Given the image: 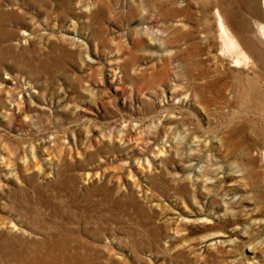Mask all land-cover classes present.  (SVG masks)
<instances>
[{
    "label": "rangeland",
    "instance_id": "374dc122",
    "mask_svg": "<svg viewBox=\"0 0 264 264\" xmlns=\"http://www.w3.org/2000/svg\"><path fill=\"white\" fill-rule=\"evenodd\" d=\"M261 1L0 0V255L264 264Z\"/></svg>",
    "mask_w": 264,
    "mask_h": 264
},
{
    "label": "bare ground",
    "instance_id": "6f19581e",
    "mask_svg": "<svg viewBox=\"0 0 264 264\" xmlns=\"http://www.w3.org/2000/svg\"><path fill=\"white\" fill-rule=\"evenodd\" d=\"M261 4H262L263 10H264V0L261 1ZM218 18H219V23L218 24L224 30L223 18H222V15H220V13H218ZM257 35H258L259 40L261 41V43L264 44V23H262V22H260V23L258 22V24H257ZM228 40L231 43V45L234 46L235 48L239 47L237 41H235L234 38H231V39H228ZM237 62H238V60H237ZM111 71H113L114 74L117 73L114 70V68H111ZM52 255H53V253H52ZM52 255H50V257ZM44 256L45 255H43L42 253H40V252L38 253V251H36V253H34V254H27V255L24 254L22 256H19L18 254H16L13 257H10V260H11L10 261L6 257L4 258V255H0V264H59V262L58 263H56L55 261L52 262L47 256L46 257H44Z\"/></svg>",
    "mask_w": 264,
    "mask_h": 264
}]
</instances>
